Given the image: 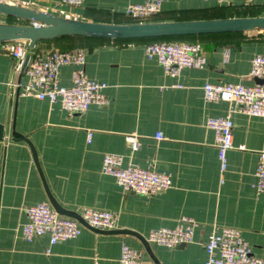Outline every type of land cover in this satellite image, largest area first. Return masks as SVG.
Masks as SVG:
<instances>
[{
    "label": "crops",
    "instance_id": "crops-1",
    "mask_svg": "<svg viewBox=\"0 0 264 264\" xmlns=\"http://www.w3.org/2000/svg\"><path fill=\"white\" fill-rule=\"evenodd\" d=\"M12 1L62 18L125 24V8L145 0H83L78 8L60 0ZM260 16V0H162L152 17L173 22ZM75 48L85 50L86 78L107 86L106 104L80 114L18 93L10 83L26 77L14 76V61L0 52V264H120L123 245L146 264H206L202 243L222 227L237 229L252 255L264 259V195L253 188L257 156L264 151V118L244 115L227 102H207L202 91L207 83L255 84L250 64L264 55V33L210 36L201 45L203 67L175 77L165 75L139 42L64 39L38 44L35 54ZM73 69L59 70V85L70 86ZM225 116L233 130L222 171L214 133L205 123ZM107 154L120 156L123 166L167 174L170 188L151 196L123 192L101 171ZM39 203L66 217L86 209L110 212L115 228L82 225L78 237L54 245L46 236L27 241L21 233L25 209ZM181 218L196 224L191 243L166 248L147 242L152 230L173 227Z\"/></svg>",
    "mask_w": 264,
    "mask_h": 264
},
{
    "label": "built area",
    "instance_id": "built-area-1",
    "mask_svg": "<svg viewBox=\"0 0 264 264\" xmlns=\"http://www.w3.org/2000/svg\"><path fill=\"white\" fill-rule=\"evenodd\" d=\"M8 4H15L12 0H0ZM264 2V0H260ZM83 0H60L61 5L78 8ZM162 0H145L141 4L128 5L123 15L141 22L149 19L160 11ZM2 15H0L1 17ZM28 25L39 27L35 22ZM147 56L155 57L165 75L175 77L184 69L202 68L204 58L201 45L198 42H153L144 44ZM0 52L14 61V76L21 73L25 56L30 58L23 74L24 83H10L18 93L32 96L38 100L50 103H60L68 114H80L89 106H104L106 84L94 82L86 78L82 66L85 61V50L61 51L50 49L42 54H35L27 49L22 41L0 43ZM72 65L71 84L61 86L57 82L59 70ZM251 77L259 83L243 85L239 83L212 84L202 87L203 98L207 102L223 101L234 106V110L252 117L264 118V55L252 58L250 64ZM206 127L213 131L217 148V156L221 170L226 169V155L232 148L233 122L229 116L209 118ZM91 134L88 133L89 141ZM161 140L160 133L154 135ZM132 150H136L138 143L135 138L127 139ZM101 171L111 176L123 192L142 196H151L168 190L171 179L167 174L137 167L128 163L122 165L118 155L107 154L103 157ZM253 188L257 194L264 195V151L257 156L254 170ZM27 221L21 227L25 240L46 236L50 245L76 238L80 235L82 224L75 218L59 215L49 205L39 203L25 209ZM78 217L84 225L93 230H113L115 216L110 212L86 209ZM196 224L189 218H181L173 227L152 230L147 242L173 248L191 243L194 238ZM206 254V264H264V259L252 255L249 245L243 240L237 229L222 227L210 233L202 243ZM49 250L46 249L45 253ZM120 264H146L140 254L123 245L119 255Z\"/></svg>",
    "mask_w": 264,
    "mask_h": 264
},
{
    "label": "water",
    "instance_id": "water-1",
    "mask_svg": "<svg viewBox=\"0 0 264 264\" xmlns=\"http://www.w3.org/2000/svg\"><path fill=\"white\" fill-rule=\"evenodd\" d=\"M0 15L13 18L17 21V23H0V43L22 41L27 44L29 51H32L38 42L52 41L62 37H84L118 41L225 33H264V16L110 24L62 18L41 10L1 1ZM29 22H35L39 24V27L28 25ZM29 58L30 54L28 53L23 61L20 74H22L26 67ZM250 78L254 79L256 83H259L258 79L254 77ZM1 129L0 126V132ZM1 138L2 134L0 133ZM54 211L60 215H64L61 211ZM69 217L75 218L84 225L78 215L69 214Z\"/></svg>",
    "mask_w": 264,
    "mask_h": 264
},
{
    "label": "trees",
    "instance_id": "trees-1",
    "mask_svg": "<svg viewBox=\"0 0 264 264\" xmlns=\"http://www.w3.org/2000/svg\"><path fill=\"white\" fill-rule=\"evenodd\" d=\"M125 18V24L127 23H140L141 21L132 19V18H128L126 16H124ZM8 22L7 23H17V21L13 18L7 17ZM148 22H156V19L154 17H150L149 19H147ZM244 33H225V34H212V35H201V36H185V37H171V38H161V39H141V40H118L119 42H139V43H143V44H147V43H153V42H198L200 43L202 46H205V44H207V40H210V36H232V35H237V36H242ZM208 36V37H207ZM243 38H245L243 36ZM64 39H71V40H80V39H95V38H84V37H62L56 40H52V41H41L38 42L36 44V46L40 43H55L57 41L60 40H64ZM95 40H102V41H109V40H105V39H95ZM76 49V48H75ZM75 49H60L61 51H74ZM33 52L36 51V47L32 50Z\"/></svg>",
    "mask_w": 264,
    "mask_h": 264
},
{
    "label": "rangeland",
    "instance_id": "rangeland-1",
    "mask_svg": "<svg viewBox=\"0 0 264 264\" xmlns=\"http://www.w3.org/2000/svg\"><path fill=\"white\" fill-rule=\"evenodd\" d=\"M144 22H148L147 20H144ZM59 50V49H58Z\"/></svg>",
    "mask_w": 264,
    "mask_h": 264
}]
</instances>
